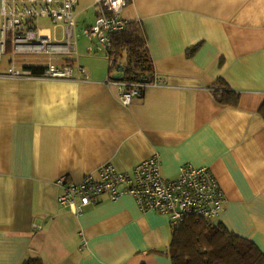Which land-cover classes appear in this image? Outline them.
I'll return each instance as SVG.
<instances>
[{
	"label": "crops",
	"instance_id": "0c3cea01",
	"mask_svg": "<svg viewBox=\"0 0 264 264\" xmlns=\"http://www.w3.org/2000/svg\"><path fill=\"white\" fill-rule=\"evenodd\" d=\"M75 11L89 26L100 9L78 0ZM122 15L143 26L164 79L129 104L106 82L120 64L104 53L77 62L74 79L0 69V264H172L169 216L132 194L105 193L82 213L58 200L60 178L103 163L132 173L156 153L166 177L209 166L226 196L216 221L264 253V0H129ZM219 78L237 105L216 99Z\"/></svg>",
	"mask_w": 264,
	"mask_h": 264
},
{
	"label": "built area",
	"instance_id": "2783aa9c",
	"mask_svg": "<svg viewBox=\"0 0 264 264\" xmlns=\"http://www.w3.org/2000/svg\"><path fill=\"white\" fill-rule=\"evenodd\" d=\"M78 0H0V57L11 48L7 75L13 78L74 79L77 72H85L80 64L75 65L60 55L76 52L75 29L78 26L75 6ZM129 0H96L100 12L93 25L86 26L82 33L90 39L89 51L108 56L113 67L116 52L112 34L127 27L129 20L122 15ZM49 18L55 27H63V37L54 35L51 28L40 27V18ZM35 56L30 62L27 55ZM17 55H24L19 63ZM37 55V56H36ZM45 55V56H44ZM39 56V57H38ZM68 59V60H67ZM46 60V61H45ZM42 66V71L34 68ZM106 82L117 85L123 103L142 97L149 85L164 82L155 75L150 81L125 82L109 76ZM62 192L58 200L62 206L71 207L75 213L97 202L99 196L108 193L112 199L123 194H132L144 211L154 210L167 214L171 224L184 221L189 216L216 222L224 208L226 196L216 175L209 166L184 164L179 174L166 177L159 153L139 163L132 173L118 171L111 163H103L96 173L86 174L79 181L58 179Z\"/></svg>",
	"mask_w": 264,
	"mask_h": 264
},
{
	"label": "trees",
	"instance_id": "16d2710c",
	"mask_svg": "<svg viewBox=\"0 0 264 264\" xmlns=\"http://www.w3.org/2000/svg\"><path fill=\"white\" fill-rule=\"evenodd\" d=\"M115 62L123 66L120 81H150L155 76L154 61L149 52L148 39L140 22L131 21L123 30L112 34ZM199 45L189 52L193 54ZM114 62V63H115ZM36 66V72L42 71ZM214 88L216 99L222 104L237 105L239 92L224 84L222 78ZM264 118V102L260 107ZM173 235L169 254L172 264H264V253L250 239L230 231L222 222L189 216L172 225ZM22 264H44L40 257H28Z\"/></svg>",
	"mask_w": 264,
	"mask_h": 264
},
{
	"label": "rangeland",
	"instance_id": "374dc122",
	"mask_svg": "<svg viewBox=\"0 0 264 264\" xmlns=\"http://www.w3.org/2000/svg\"><path fill=\"white\" fill-rule=\"evenodd\" d=\"M77 22H78V26L75 29V35H74L75 39H77V47H76L77 53L73 52L71 54L66 53L63 56L60 55V61H57V63L60 65L65 63L64 58H67V57L74 59L76 61V63L74 61H69V62H72V64L74 63L76 65L79 63H84L87 61V59H90L91 57H94V56L100 57L101 59L103 58V56H102L103 53H101V52L99 54H94V55H93L94 52H92V54H90V51L88 49L90 44H91L90 39H88L82 33V29L84 27H86L87 24L85 23L84 18H82V17H80V18L77 17ZM39 26L40 27H49V28H51L52 33L55 36L59 35L60 37H63V27L62 26L55 27V23L53 21H51L49 18L41 17L39 20ZM12 57H13V54L11 51L1 55V57H0V69L1 70H7L8 69V67L10 66V60ZM24 57H25L24 55H18L17 59H18V61H21V59ZM26 57L28 58V60H30V62L36 61V59H35L36 57L32 56L31 54H30V56L27 55ZM77 62H79V63H77Z\"/></svg>",
	"mask_w": 264,
	"mask_h": 264
},
{
	"label": "water",
	"instance_id": "95a60500",
	"mask_svg": "<svg viewBox=\"0 0 264 264\" xmlns=\"http://www.w3.org/2000/svg\"><path fill=\"white\" fill-rule=\"evenodd\" d=\"M118 71H119L118 74H115V75H114L115 78H119V77H121L122 74H123V66H122L121 64H120L119 67H118Z\"/></svg>",
	"mask_w": 264,
	"mask_h": 264
}]
</instances>
